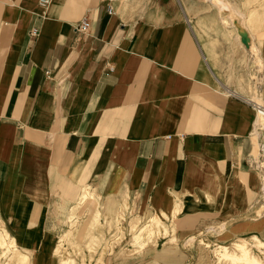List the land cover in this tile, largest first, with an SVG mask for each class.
<instances>
[{
  "label": "crops",
  "instance_id": "0c3cea01",
  "mask_svg": "<svg viewBox=\"0 0 264 264\" xmlns=\"http://www.w3.org/2000/svg\"><path fill=\"white\" fill-rule=\"evenodd\" d=\"M189 21L181 0H0V264H79L68 246L101 241L100 216L127 208L256 219L264 123ZM253 40L264 103V33Z\"/></svg>",
  "mask_w": 264,
  "mask_h": 264
},
{
  "label": "rangeland",
  "instance_id": "374dc122",
  "mask_svg": "<svg viewBox=\"0 0 264 264\" xmlns=\"http://www.w3.org/2000/svg\"><path fill=\"white\" fill-rule=\"evenodd\" d=\"M181 1L190 20L191 30L193 31L192 26L195 28L196 25L195 32L200 42L204 44L206 50L208 47L213 49L214 64L217 69H221L217 74L222 83L242 92L247 98L255 99L252 94L253 78L257 76L256 68L259 62L255 60L258 57V49L253 38L259 41L263 35L264 16L256 15L254 12L256 8L264 7V0H224L227 8H220L216 0ZM224 17L226 22L223 20ZM245 39H249L250 48L244 43ZM250 52L255 53V58ZM258 113L259 117H264L263 113L257 111ZM262 190L263 196L256 201V219H250V217L244 222L231 223L225 219H216L210 214L203 218L185 216L177 219L169 214L162 220L163 227L167 228L166 231H162L163 227H161L162 230L147 234L139 242H133V240L139 233L138 228L149 219V216L136 215L134 209L130 213L129 208L123 215L114 217L104 215L103 221V215H101L98 222L100 227L105 229V233L97 249H88L92 255L80 258V253L85 250V246L69 245V254L79 264H111L105 263L109 252L114 253L119 259V263L116 261L114 264H255L253 261L249 263L227 258L218 259L214 251V248L221 244L233 247L234 242L244 237L248 241L249 249L259 258L261 257L259 264H264V250H262L264 248L257 247L252 237L257 233H241L258 228L259 223L264 224V187ZM178 201L182 204L180 199ZM181 210L182 206L176 208V213ZM176 213L173 215L175 216ZM68 219H71L68 223L72 228H76L80 217L74 215ZM93 224L94 219L91 214L88 222L82 227L93 231ZM259 238L264 240V237L259 236ZM103 242H106V248L102 249L98 255ZM207 242L211 248L201 255ZM162 243L170 249L160 251L158 245L160 247ZM115 246L117 249L114 251ZM87 259H89L88 262Z\"/></svg>",
  "mask_w": 264,
  "mask_h": 264
},
{
  "label": "bare ground",
  "instance_id": "6f19581e",
  "mask_svg": "<svg viewBox=\"0 0 264 264\" xmlns=\"http://www.w3.org/2000/svg\"><path fill=\"white\" fill-rule=\"evenodd\" d=\"M254 13L256 15H261V16L263 15L264 16V7L256 8ZM258 61L260 62V59H258ZM235 91H238V90H235ZM235 91H232V92L234 93ZM248 99L255 100L252 98H248ZM256 101H258V100H256ZM259 103H261L264 106V103H262L260 101H259ZM256 109L258 111V108H256ZM259 112L264 114V112H262V111H259ZM257 115H258L257 116L258 117L257 124L261 125L262 119L259 117L260 116L259 113ZM253 139H255V138H253ZM254 144H256V143H254ZM176 208H178V207H176ZM176 208L173 210V213H176ZM167 216H169V214L166 211H162L161 213L155 214L153 216H149V219L147 221H145L144 224L138 228L139 233L136 235L134 234L135 238H134L133 242H139L147 234H149V233L153 234V232L160 230L161 227H163V222H162L163 217H167ZM2 224H3V222L0 221V245H1V241L6 242L7 237L9 238V236L6 232V229H5V227H3ZM1 227L3 228V230L5 229L4 234L1 232ZM166 230H167V228L163 227L162 231H166ZM134 235H133V237H134ZM252 237H253V240L256 242L257 247L264 248V240L259 238L258 235H252ZM10 243H11V245H14L12 240L10 241ZM98 243L99 242L96 239H90V240L85 242V246L89 250L97 249V247L99 246ZM102 247H103L102 249L104 250V248H106V243ZM209 248H211V246L207 242L206 246L203 248L204 251L201 253V255H204L205 253H207ZM262 250H264V249H262ZM214 251H215L216 255L218 256V259L227 258V259H231L233 261L242 260V261H246L249 263H250V261H253V263H255V264H259V260L261 259V257L259 258V256L256 253L252 252L249 249L248 241L244 237H242L239 240H237L236 242H234L233 247H231L230 245H227V244H221V245L216 246L214 248ZM58 252L61 253L60 249H58ZM67 259L65 257H62L63 262H65L64 264H77L76 262L71 261V260H67ZM23 260H25V259H23Z\"/></svg>",
  "mask_w": 264,
  "mask_h": 264
},
{
  "label": "built area",
  "instance_id": "2783aa9c",
  "mask_svg": "<svg viewBox=\"0 0 264 264\" xmlns=\"http://www.w3.org/2000/svg\"><path fill=\"white\" fill-rule=\"evenodd\" d=\"M51 0H40V4L42 6H47L49 3H50ZM89 26V22L87 20H83L77 27V29H80V30H84L86 29L87 27ZM32 32L34 34H37L38 32V29L37 28H33L32 29ZM250 101V103L256 108H258V112L259 111H262L264 112V106L259 103V101H256V100H251V99H248ZM257 110V109H256Z\"/></svg>",
  "mask_w": 264,
  "mask_h": 264
}]
</instances>
